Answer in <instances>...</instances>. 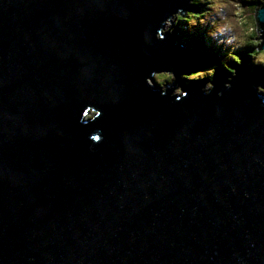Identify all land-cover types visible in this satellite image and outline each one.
I'll return each mask as SVG.
<instances>
[{"label": "water", "instance_id": "water-1", "mask_svg": "<svg viewBox=\"0 0 264 264\" xmlns=\"http://www.w3.org/2000/svg\"><path fill=\"white\" fill-rule=\"evenodd\" d=\"M178 10L0 0V264H264V70L182 82L206 59L155 38Z\"/></svg>", "mask_w": 264, "mask_h": 264}, {"label": "clouds", "instance_id": "clouds-1", "mask_svg": "<svg viewBox=\"0 0 264 264\" xmlns=\"http://www.w3.org/2000/svg\"><path fill=\"white\" fill-rule=\"evenodd\" d=\"M189 7H201L203 11L178 10L162 21L161 28L156 32L155 38L162 40L172 35L175 29L184 24L183 31L192 33L194 29L204 30L210 49H219L223 54L224 68L231 74L229 83L225 87L231 88L230 81L237 75L234 68L229 67L227 61L232 60L242 64L243 60L238 52L247 50L246 54L252 66L264 68V21L261 13H264V0H186ZM215 67L197 71L191 74H183L181 78L187 80L207 79V83L201 89L205 95H209L215 88ZM161 75L169 77L163 82L158 78ZM177 80L175 72L170 70L154 71L146 78L149 87L159 86L162 93L168 91V86ZM257 91L264 93V86H258ZM172 95L175 97L187 96L182 87L174 88ZM220 95V93H218ZM94 116L87 118L94 120L102 115L95 108L90 109ZM89 111V110H88ZM93 142H100V135H92Z\"/></svg>", "mask_w": 264, "mask_h": 264}, {"label": "trees", "instance_id": "trees-1", "mask_svg": "<svg viewBox=\"0 0 264 264\" xmlns=\"http://www.w3.org/2000/svg\"><path fill=\"white\" fill-rule=\"evenodd\" d=\"M202 11H203V6H202ZM185 27H186V25L181 24L176 28L177 34L180 36L181 42H183V44H193L195 47L196 46L199 47V52L203 56L206 55L207 64L208 65L210 64L209 66H211V67H215L216 71H218L219 69H223V70L227 71L224 68L223 63H222V60L224 58V54L219 49H210L208 47V40L204 35V30L194 29L192 33H188V32L183 31V29ZM246 52H247V50L238 52V55H240L242 60H243L242 64L247 69H249L250 71H253L255 69L260 68V67L252 66L251 61L249 60ZM227 63L229 65V67H231V68H233V66H235L237 64L232 60H228ZM260 69L264 70V68H260ZM192 73H195V72H192ZM263 79H264V77H263ZM185 80H186V82L190 81V80L184 79V81ZM200 81L203 82L204 79H201ZM263 86H264V83H263Z\"/></svg>", "mask_w": 264, "mask_h": 264}, {"label": "rangeland", "instance_id": "rangeland-1", "mask_svg": "<svg viewBox=\"0 0 264 264\" xmlns=\"http://www.w3.org/2000/svg\"><path fill=\"white\" fill-rule=\"evenodd\" d=\"M196 48L199 50V47L196 46ZM203 57L206 59V55H204ZM249 60H250V59H249ZM207 61H208V60H207ZM231 64H232V63H231ZM209 65H210V64H209ZM209 65H208L207 62H206V69L211 68V66H209ZM243 67H245V66L242 64V66L239 67V69H242V70H243ZM190 73H192V72H190ZM190 73H189V74H190ZM182 79H183V78H182ZM204 80H205V81H204L203 84H202L203 86L208 82L207 79H204ZM214 80H215V78H214ZM214 80H213V81H214ZM191 81H194L193 84L201 82L200 80H191ZM191 81H189V82L187 83L186 81L182 80V82L186 83L187 85H189V83H191ZM263 81H264V79H263ZM182 82H181V83H182Z\"/></svg>", "mask_w": 264, "mask_h": 264}]
</instances>
